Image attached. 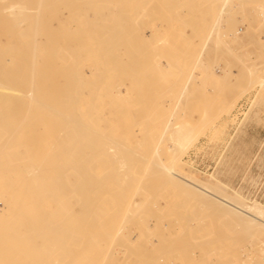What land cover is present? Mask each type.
Wrapping results in <instances>:
<instances>
[{
	"label": "rangeland",
	"instance_id": "obj_1",
	"mask_svg": "<svg viewBox=\"0 0 264 264\" xmlns=\"http://www.w3.org/2000/svg\"><path fill=\"white\" fill-rule=\"evenodd\" d=\"M177 170L264 205V0H0V257L264 264Z\"/></svg>",
	"mask_w": 264,
	"mask_h": 264
},
{
	"label": "bare ground",
	"instance_id": "obj_2",
	"mask_svg": "<svg viewBox=\"0 0 264 264\" xmlns=\"http://www.w3.org/2000/svg\"><path fill=\"white\" fill-rule=\"evenodd\" d=\"M13 10L19 13L22 12L27 13L30 10V8L21 4L18 5L17 7H13ZM179 136L181 138L180 140L183 142V147H188L190 142L193 140V138L188 133L185 134L179 132ZM164 173H165L164 175L167 178V181L168 179H170L171 181L173 180L172 182H176L177 184H180L179 187H181L183 192H181V190L178 191L176 187L178 194L185 193L186 190L188 191L190 190L192 193L190 191L189 192L191 193V195L194 194V196L190 197L189 195V197L190 198L193 197L194 199H197L199 196L198 199L203 201L201 203H204L205 206L208 207L209 211L211 209H212L211 212L215 210L214 215L218 216V214H220L223 216V218L227 219L228 221L232 222L234 225L238 227H242L244 229H254V231H260L261 233L260 240L262 242L263 252H264V205L262 203L258 201H247L245 198L242 197V195H240V193L237 192L235 193L233 192L234 194H230L217 190L208 181H202L191 173L181 174L180 171L178 172V170L177 172L170 171L168 173L167 172ZM182 186L184 187V189ZM188 191L185 194L188 195ZM187 195L186 197H188ZM197 200H194L196 204H198ZM199 200L198 202L200 203ZM201 203L200 205H202ZM216 211H218V213H215ZM91 250H92L91 253L93 254L95 253V255L93 256L96 257L97 253L95 251L93 252V248ZM22 252L24 253L23 256H21L20 253L16 251L14 253L3 251L0 260H2L1 262L8 264H48L45 263L46 260L43 258L41 254H38V257L36 258H31L34 256L36 252L34 253V251L25 248L22 250ZM89 255L88 257H90ZM78 264H91V262L84 258L81 261H79Z\"/></svg>",
	"mask_w": 264,
	"mask_h": 264
}]
</instances>
